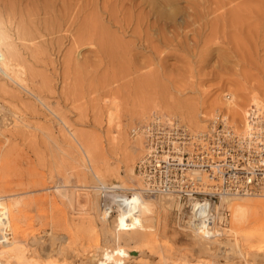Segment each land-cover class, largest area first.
Here are the masks:
<instances>
[{
    "label": "rangeland",
    "instance_id": "374dc122",
    "mask_svg": "<svg viewBox=\"0 0 264 264\" xmlns=\"http://www.w3.org/2000/svg\"><path fill=\"white\" fill-rule=\"evenodd\" d=\"M181 2V5L186 4L184 1ZM4 20L7 21L6 18ZM179 20L174 18L173 22L178 23L176 28L178 34L172 36L171 33L169 55L165 58L168 69L166 80H171L170 88L166 89L168 92L159 81L163 83L164 78L156 79L152 75L153 78L147 76L141 79L137 76L141 72L131 74L115 67L113 70L102 67L86 74L70 71V78L63 80L61 75L64 69L58 61L62 60L64 53L73 48L67 42L62 44L60 53L52 51L45 44L43 46L39 44L46 50L45 58L38 60L39 63L29 58L27 50V53L23 49L20 50L23 58L27 55L26 58L30 59H23L25 71L27 69L25 74H28L32 67L40 74L49 75V80H42L40 77L32 82L27 79L26 86L34 88L35 91L38 89L44 102L58 116L50 113L51 111L45 106L42 108L43 105L31 102L33 99L28 94L24 95L27 93L26 90H16L17 86L13 80L9 81L13 83H9L7 78L5 80L2 79L4 76H0L2 98V101L0 98L2 105L0 107V203L3 206L0 208V264H91L93 259L90 258L93 256L99 257L105 252L115 253L119 249L130 253V257H126L128 264H158L165 259L164 257L170 262L179 260L182 264H203L205 261L210 263L211 260L216 264H264V254H257L255 250L248 248L244 249L246 257L224 252H219L220 254L214 257L204 256L196 249L192 232L179 228L175 207L170 211L160 210V217L149 222L159 233L158 241L162 243L169 241L174 246L172 249L150 250L145 246L131 247L123 242L112 241L106 231L110 226L105 228L101 220L103 214L100 211L99 183L121 184L120 187H124L123 190L129 194L131 190L127 187L136 183L138 178L135 165L143 153V143V147H140L143 149H138L139 154L136 153L135 159L130 163L132 166L125 165L124 156L121 154L125 152L124 147L122 148L124 151L121 150L124 142L122 139L134 142V136L131 135L132 128L153 113L167 117L177 115L184 122L182 113L178 110L165 109L163 101L175 104L185 99L198 102L202 100L209 102L215 98L225 100V94H230V90L233 89L240 90L241 86L248 88L252 85L258 86L260 90L264 88L262 63L258 69L252 64H241L237 62V57L233 53L224 49L222 44H215L207 54L206 60L201 63L197 57L201 45L192 52H186L182 47L183 42L180 43L185 30ZM196 27V24L192 25V34L189 33V36L193 35V28ZM208 33V27L205 26L203 34ZM123 37L126 40L131 39L129 36ZM36 42L40 43L37 40ZM211 44L209 43L210 46ZM75 50L77 53L79 48ZM87 51L83 49L79 52L87 54ZM134 57L136 63L145 62L152 57V64L142 68V72H146L149 68L160 69V64L148 49H143L141 54H134ZM259 59L264 60V55ZM188 69H191V74L188 73ZM57 73L59 78L58 75L56 76ZM113 75L117 76L113 77ZM2 83L6 84L4 90ZM41 83L43 87L40 86ZM8 89H15V92ZM14 94L17 100L13 98ZM23 96H27V99ZM164 96L169 99H165ZM23 98L26 104L24 100L22 101ZM9 100L12 102L14 100L12 105ZM148 101L150 103L158 101L162 107H158L155 112L156 108L151 109L147 112L150 113L149 115L146 113L140 116L141 118L135 115V112L142 108V104ZM9 107L15 108L18 114ZM39 111H42L41 114L38 113ZM110 112L114 113L112 124L115 127H110L111 124L108 125L106 120ZM199 112H202L199 113V117L205 119L203 127L197 129L199 131L208 128L216 113L224 114V110L217 111L209 107H201ZM58 119H64L67 127ZM118 122L119 127H117ZM230 122L234 125L231 119ZM184 126L190 132H199ZM234 127L237 131H241L235 125ZM72 134L84 139L85 150L90 152V156H93V153L97 156V158L93 156L97 162L93 164H99L97 167L102 170L100 180L93 172L91 173L92 167H89L88 157L82 154V150L76 144L70 142ZM99 161H104L106 164L103 166ZM106 165L112 169L110 171L108 168L107 173L103 172ZM131 173L132 177H130ZM249 197L256 202L258 214L264 216L262 209L264 199L257 196ZM239 199L241 198H234V200ZM111 223L114 224L112 221ZM214 249L218 251L217 248ZM110 263L111 261L106 259L105 264Z\"/></svg>",
    "mask_w": 264,
    "mask_h": 264
},
{
    "label": "bare ground",
    "instance_id": "6f19581e",
    "mask_svg": "<svg viewBox=\"0 0 264 264\" xmlns=\"http://www.w3.org/2000/svg\"><path fill=\"white\" fill-rule=\"evenodd\" d=\"M181 1L186 2V4L181 5ZM0 4V76H4L2 79H8V82L13 80L17 86L16 90H26L27 93H24V90L23 93L24 95L28 94L33 99L31 102L43 105L42 108L46 107L55 116L58 115L44 102L41 92H38V89L35 91L34 88H28L29 86L27 87L25 83L27 79L33 82V80L35 81L40 77L42 80H49V75L40 74L30 66H28L31 68H29V73L25 74L27 69L25 71L23 59L27 60L28 57L26 58L27 55L24 54L25 57L23 58L21 49L27 50L29 58L39 63L38 60L45 58L44 53L46 51L40 45L45 44L52 51L58 53L62 44L67 42L73 48L70 47L71 50L64 53L62 60L58 61V64L60 62L59 65H62L61 68L64 69L61 75L63 80H67L70 71L86 74L102 67L105 69L111 68V70L115 67L131 74L141 72L139 75L137 74L138 78L147 76L153 78L152 75L156 79L164 78L163 83H161V80L159 81L164 90L168 92L166 89H168L171 80H166L168 79V69L165 58L169 55L171 33L172 36L178 34L176 31L178 23L173 22L176 18L180 19L179 22L185 30L184 37L180 41L181 44L183 42V49L186 52H192L201 45L197 56L200 63L206 60L207 54L218 43L224 45L225 50L233 53L237 57V62L244 65L252 64L257 69L262 63L261 65L264 67V60L259 59L261 55H264V0H0ZM218 10L220 11L218 12ZM7 23L9 26H7ZM193 24H196L197 27L193 28V35L189 36ZM205 26L208 27L209 33L204 35ZM123 36H129L131 39L127 38L128 40H126ZM155 41L158 43H155ZM209 43H212L211 46ZM77 48L81 52L86 49L88 53H80L79 51L76 53L75 49ZM143 49H148L154 54L155 59L160 64V69L151 70L149 68L146 72L141 71L142 68L149 67L152 64V57H149L145 62L136 63L134 54H141ZM63 71L65 72L63 73ZM191 72V69H188V73L191 74ZM115 76L117 75H113V77ZM4 85L6 84L2 86L5 87ZM40 86L43 87L42 83ZM7 88H9L8 85ZM258 88V86L253 85L249 88L248 86H241L240 90L233 89L230 90V94H225V100L220 98L209 100V102L205 100L207 104L204 100L198 102L190 99L184 101L174 99V101H177L175 104L174 102L170 104L163 101V106H165V109L181 112L184 122L177 115H175L178 118L176 119L193 131H199L197 129L204 125L203 121L205 119L199 117V113H202L199 112L201 107H209L217 111L224 110L225 118L229 122L231 119L237 128L244 131L249 128L248 109L253 106L264 109V88L261 90ZM43 89L45 90V88ZM9 90L15 92V89ZM14 96L13 98L16 99V96ZM23 97L27 99V96ZM164 97L169 99L166 96ZM24 98L22 101L24 100L26 104ZM13 102L10 104L12 105ZM158 107H162L158 101L154 103L148 101L142 104V108L138 109L135 115L140 117L156 108L155 112ZM9 108L13 109V107ZM1 111H3V108ZM41 112L38 113L41 114ZM15 114H18L17 111ZM113 115L114 113L111 112L107 114L108 125H112L110 127H115L112 124ZM59 121L67 127V122L64 119ZM119 126L120 123L118 122L117 127ZM71 136L70 142L76 144L82 150V154L88 157L90 165L88 166L92 167V169L89 168L90 171L92 170L91 173L93 172L95 177L100 180L102 170L97 167L99 164L94 165L97 163L94 159L97 156L95 153H93L95 157L90 156V152L85 150V141L81 136L75 134ZM117 139L116 143L119 140ZM122 140L124 142L121 150L124 151L122 148H125V152L120 151L124 153V155L121 153L124 156V160H122L125 165H129L135 159L138 149L144 146L143 137L140 134L134 136V142H129L124 138ZM98 156L100 157V154ZM103 162L100 163L105 165L106 162ZM104 168L103 172L106 171L105 173L111 169L108 165ZM136 176L138 177L136 183L127 187L130 188L131 192L127 197L120 198L117 202V213H114L110 218H106L104 215L101 217L104 226H106L105 228H108L107 226L113 228L112 226H114L111 230L110 228L109 230L105 229L110 236L108 237L112 238V241L123 242L126 246L131 247L145 246L150 250L153 248H174L169 241L164 243L158 241L159 233L149 222L160 217V210L170 211L174 207L180 210L181 202L177 197L168 194L153 195L144 193L141 177ZM130 177H132V173ZM259 194L241 196L239 200H234V198L239 197L224 196L221 198L218 207L225 208L230 212L227 227H220L219 229L213 226L209 229L204 224V213L210 211V208L205 205L199 212H194V217L187 221L189 228H182V226H179V228L192 232L196 242L195 247L204 256L211 255L214 257L224 252L246 257L245 248L255 250L257 254H264V216L258 214L256 202L249 197H260ZM1 207H3L2 203H0ZM214 248H217L218 251ZM126 257H130V253L124 249H119L115 253L105 252L99 257L93 256L90 259H93L91 264H105L106 259L111 261L110 264H128ZM164 258L158 264H182L179 260L170 262L166 257ZM203 264H216V262L211 260L210 263L205 261Z\"/></svg>",
    "mask_w": 264,
    "mask_h": 264
},
{
    "label": "built area",
    "instance_id": "2783aa9c",
    "mask_svg": "<svg viewBox=\"0 0 264 264\" xmlns=\"http://www.w3.org/2000/svg\"><path fill=\"white\" fill-rule=\"evenodd\" d=\"M247 117L249 128L244 131H237L223 113L196 133L175 117L156 113L132 128L131 135H142L144 142L135 165L142 191L177 197L178 226L189 228L187 221L206 205L210 211L204 213V224L220 229L230 216L229 210L218 207L222 197L260 193L264 199V109L253 106ZM98 191L106 218L117 213V202L128 196L118 184L100 183Z\"/></svg>",
    "mask_w": 264,
    "mask_h": 264
}]
</instances>
